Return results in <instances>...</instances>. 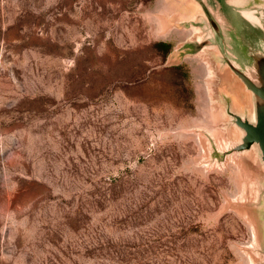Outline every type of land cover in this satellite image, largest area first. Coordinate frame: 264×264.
I'll list each match as a JSON object with an SVG mask.
<instances>
[{
	"label": "rangeland",
	"instance_id": "obj_1",
	"mask_svg": "<svg viewBox=\"0 0 264 264\" xmlns=\"http://www.w3.org/2000/svg\"><path fill=\"white\" fill-rule=\"evenodd\" d=\"M201 16L0 0V264H264V165L225 153L251 95L216 46L186 51Z\"/></svg>",
	"mask_w": 264,
	"mask_h": 264
},
{
	"label": "water",
	"instance_id": "obj_2",
	"mask_svg": "<svg viewBox=\"0 0 264 264\" xmlns=\"http://www.w3.org/2000/svg\"><path fill=\"white\" fill-rule=\"evenodd\" d=\"M194 1L203 16L190 23L204 35L187 43L186 51L195 53L203 46H216L219 62L228 66L251 95L253 109L249 114L226 105V113L241 137L225 153L254 147L264 165V0ZM260 253L264 262V249Z\"/></svg>",
	"mask_w": 264,
	"mask_h": 264
},
{
	"label": "trees",
	"instance_id": "obj_3",
	"mask_svg": "<svg viewBox=\"0 0 264 264\" xmlns=\"http://www.w3.org/2000/svg\"><path fill=\"white\" fill-rule=\"evenodd\" d=\"M159 45L162 46L165 49V51H168L169 50V47H170V44L169 43H167V42H160Z\"/></svg>",
	"mask_w": 264,
	"mask_h": 264
}]
</instances>
